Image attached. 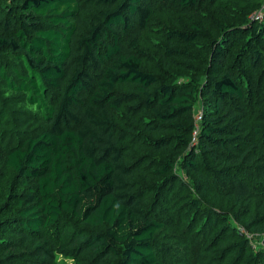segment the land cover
<instances>
[{
  "label": "trees",
  "instance_id": "trees-1",
  "mask_svg": "<svg viewBox=\"0 0 264 264\" xmlns=\"http://www.w3.org/2000/svg\"><path fill=\"white\" fill-rule=\"evenodd\" d=\"M0 264H264V0H0Z\"/></svg>",
  "mask_w": 264,
  "mask_h": 264
},
{
  "label": "built area",
  "instance_id": "built-area-1",
  "mask_svg": "<svg viewBox=\"0 0 264 264\" xmlns=\"http://www.w3.org/2000/svg\"><path fill=\"white\" fill-rule=\"evenodd\" d=\"M256 19H261L262 18V13L261 11L257 12L256 15H254ZM201 116L197 115L196 120L197 122L200 120Z\"/></svg>",
  "mask_w": 264,
  "mask_h": 264
},
{
  "label": "rangeland",
  "instance_id": "rangeland-1",
  "mask_svg": "<svg viewBox=\"0 0 264 264\" xmlns=\"http://www.w3.org/2000/svg\"><path fill=\"white\" fill-rule=\"evenodd\" d=\"M197 115H198V114H197ZM252 237L255 238L256 243H258L259 240H260V238H261V236H259V235H253ZM254 246H255V247H258V246L263 247V245H257V244H255ZM165 249H166V247H165Z\"/></svg>",
  "mask_w": 264,
  "mask_h": 264
}]
</instances>
